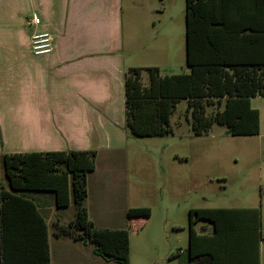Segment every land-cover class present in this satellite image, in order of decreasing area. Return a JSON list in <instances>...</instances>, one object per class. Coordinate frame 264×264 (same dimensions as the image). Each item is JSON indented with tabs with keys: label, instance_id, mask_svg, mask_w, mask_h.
I'll return each mask as SVG.
<instances>
[{
	"label": "trees",
	"instance_id": "trees-1",
	"mask_svg": "<svg viewBox=\"0 0 264 264\" xmlns=\"http://www.w3.org/2000/svg\"><path fill=\"white\" fill-rule=\"evenodd\" d=\"M186 42L188 73L162 76L159 68H148L149 84L144 85L142 68L127 71L126 122L131 134H171V115L177 103L186 100L197 135L214 123L227 126L232 136L258 135L260 112L252 99L264 97V0H186ZM213 103L223 109L208 117L206 107ZM1 164L9 189L0 192L2 264H50L49 229L57 238L91 244L106 260L131 264L130 228L98 229L89 217L88 176L96 168V152L4 154ZM32 192L53 194L59 209L73 202L75 219L47 224L29 197ZM13 206H24L28 224L32 220L36 246L31 252L10 230ZM151 214L147 207L132 208L127 217L147 220ZM189 216L190 264H261V208L191 209ZM200 220L214 224V235L196 233L194 225ZM25 233L29 235L28 228Z\"/></svg>",
	"mask_w": 264,
	"mask_h": 264
},
{
	"label": "crops",
	"instance_id": "crops-1",
	"mask_svg": "<svg viewBox=\"0 0 264 264\" xmlns=\"http://www.w3.org/2000/svg\"><path fill=\"white\" fill-rule=\"evenodd\" d=\"M125 1L0 0V192L9 191L1 174L4 154L94 151L96 168L88 176L87 209L98 229L131 228L136 221L145 228L148 219L129 221L127 213L150 208L139 202L138 188L124 175L131 166L130 148L136 138L127 128L125 75L130 68H140L131 63L134 47L126 46L123 39ZM35 17L41 19L38 26L30 24ZM44 32L52 35L54 50L35 56L31 38ZM29 197L47 224L58 218L61 209L53 194L32 192ZM9 211L14 238L33 251L36 239L32 220L28 224L25 218L28 210L13 206ZM118 211L124 216L121 220L114 216ZM194 230L212 236L215 226L200 220ZM48 239L50 264L112 262L87 242L57 238L50 229ZM263 245L264 238L259 246L261 264ZM179 250V264H190L189 248L186 253Z\"/></svg>",
	"mask_w": 264,
	"mask_h": 264
},
{
	"label": "rangeland",
	"instance_id": "rangeland-1",
	"mask_svg": "<svg viewBox=\"0 0 264 264\" xmlns=\"http://www.w3.org/2000/svg\"><path fill=\"white\" fill-rule=\"evenodd\" d=\"M122 20L124 43L134 47L131 63L143 69L144 85L150 66H158L162 76L189 72L186 0H126ZM252 106L260 112L258 135L232 136L218 123L197 135L188 102L181 100L171 115V134L135 138L124 175L152 217L145 228L141 221L130 228L132 264H179V249L189 248L191 209L261 208L264 238V97L253 98ZM222 109L213 103L206 116ZM121 190L125 193V182ZM75 215L73 202L56 212L66 221ZM114 216L124 218L119 211ZM262 257L264 264V245Z\"/></svg>",
	"mask_w": 264,
	"mask_h": 264
},
{
	"label": "built area",
	"instance_id": "built-area-1",
	"mask_svg": "<svg viewBox=\"0 0 264 264\" xmlns=\"http://www.w3.org/2000/svg\"><path fill=\"white\" fill-rule=\"evenodd\" d=\"M30 24L38 26L41 24V19L35 17ZM31 46L35 56L49 55L54 50V40L52 35L47 32L35 33L31 38Z\"/></svg>",
	"mask_w": 264,
	"mask_h": 264
}]
</instances>
